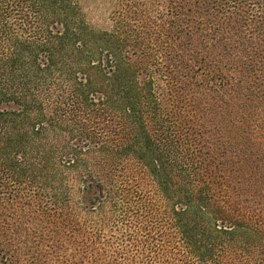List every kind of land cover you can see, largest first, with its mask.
<instances>
[{"label":"trees","instance_id":"16d2710c","mask_svg":"<svg viewBox=\"0 0 264 264\" xmlns=\"http://www.w3.org/2000/svg\"><path fill=\"white\" fill-rule=\"evenodd\" d=\"M0 0V264H264V0Z\"/></svg>","mask_w":264,"mask_h":264},{"label":"rangeland","instance_id":"374dc122","mask_svg":"<svg viewBox=\"0 0 264 264\" xmlns=\"http://www.w3.org/2000/svg\"><path fill=\"white\" fill-rule=\"evenodd\" d=\"M80 4L90 25L101 29L109 27V15L114 0H81Z\"/></svg>","mask_w":264,"mask_h":264}]
</instances>
